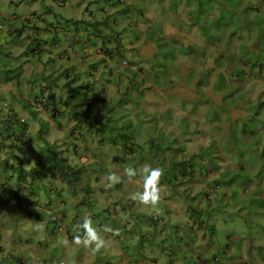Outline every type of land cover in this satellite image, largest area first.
Masks as SVG:
<instances>
[{"label":"trees","instance_id":"trees-1","mask_svg":"<svg viewBox=\"0 0 264 264\" xmlns=\"http://www.w3.org/2000/svg\"><path fill=\"white\" fill-rule=\"evenodd\" d=\"M9 1L16 7L21 6L22 10L18 12L15 7V22L7 28L11 32L6 39L0 37V160L3 165H0V196L13 190L14 196L18 195L23 203L33 206L41 197L45 198L44 206L49 211L47 217L56 214L55 222L59 224L61 221L65 228L70 229L68 239L72 240L74 235L70 227L77 220L72 218L76 213L72 197L80 194L84 204L82 219L90 217L85 211L87 202L98 210L96 217L103 213L102 217L111 226H117L116 230H110V235L119 242L126 240L130 252V259H124L126 264H137L141 259L144 264H243L237 256L242 254L240 250L230 251L228 257L223 254L229 252L233 241L230 234H226L230 244H226L225 251H219L218 232L223 207L241 199L231 196L232 192L227 188L229 184L219 193L215 188L211 190L216 181L211 182V174H205L204 165H207L208 156L215 159L217 139L209 140L207 143L212 145L208 148L195 145L187 135H183L179 142L166 139L161 134L166 128L173 129L176 112L181 114L179 111L170 113L164 108L174 101L181 103L180 108L186 107L188 99L184 97L183 90L177 92V87L166 83L167 77L161 80L160 86L166 83L173 98L166 97L167 101H156L153 105L146 102L156 107L158 118L154 126L149 127L154 130L153 136L144 142H138L135 137L131 119L115 125L114 118L122 115L120 108L115 106V100L122 105L138 103L152 91L147 84L150 80L145 81L142 75L150 74L153 85L157 83L158 73L162 72L154 67L155 63L152 64L153 58L158 59L160 49L149 52L147 72L141 68L139 63L145 57L141 44L161 40V33L175 31L176 26L178 31L190 29L202 37L199 43L194 41L182 51L189 61L187 63L197 65L187 69L193 71L187 82H195L194 88L199 94L194 104L191 103L190 113H194L200 98L205 97L201 86L206 84V79L207 82L212 80L214 88L238 89L235 81L244 73L235 67L228 71L224 60L216 64L219 58L213 62L217 52L213 49L217 45L228 49L236 42V37L242 39V34H246L242 18L235 17L220 27L218 19L208 21L206 16L204 19L199 17L202 0H167L172 10L174 6L178 9L182 3L185 7L194 3L196 7L191 12H184L185 17L188 14L194 17L168 22L150 17L145 23L147 20L158 22V26L149 27V32L139 33V23L132 21L130 15L141 8L137 16L143 19L148 4L145 0ZM34 1L37 3L36 11L25 12V5ZM2 20L1 15L0 22ZM247 22L249 25L254 23ZM246 45L242 42L240 47ZM258 47L262 60L264 38L258 42ZM212 50L213 55H207L206 52ZM123 58H127L130 64L139 59V63L126 73L119 70ZM218 68L221 69L216 72ZM152 70L156 71L155 75L151 74ZM209 71L215 74L208 73V76ZM171 74L174 75L175 70ZM225 76L233 78V81H227ZM202 78H205L204 82ZM113 96L117 98L113 99ZM216 107L222 109V104ZM219 117L203 114L200 121L205 123L201 122L191 132L203 131L205 126L212 129L210 135H213L214 128L219 125L214 121ZM99 134L104 138H96ZM185 148L190 149L187 154L183 151ZM109 151L113 153L108 155ZM197 151L207 155L205 160L198 157L194 161L192 156ZM99 158L98 164L96 159ZM108 161L113 169L120 167L124 172L110 183L107 189L109 198L106 197L102 203L97 197V189L102 184L98 171H103L102 163L108 164ZM96 164L98 169L94 167ZM16 166L19 184L12 188L8 180L10 172L6 171H15ZM146 167L163 170L159 180L161 199L156 205L134 198L137 192L144 190V184L136 183L135 178L145 175ZM128 169H135L136 175L128 178L125 175ZM239 169L234 174L241 177L243 167ZM85 176L94 179L91 185L89 180L84 182ZM54 203L70 204L71 207L57 212L53 209ZM55 229V226L47 228L50 234ZM213 240L218 243L219 253L207 252L206 242ZM244 256L252 261L248 251ZM13 259L20 263L26 261L24 257L15 258V255Z\"/></svg>","mask_w":264,"mask_h":264},{"label":"rangeland","instance_id":"rangeland-1","mask_svg":"<svg viewBox=\"0 0 264 264\" xmlns=\"http://www.w3.org/2000/svg\"><path fill=\"white\" fill-rule=\"evenodd\" d=\"M145 1L148 4L145 6L147 13L143 19L137 16L141 8L135 10L136 14L130 15L132 21H138L140 26L139 33L140 31L149 32V27L158 26V22L152 23L147 20L145 23L147 18L153 17L154 20L155 18H161L168 22L175 17L171 13L172 9H170L167 0H165L166 3L163 0ZM193 4H188L187 7H185L184 3L179 5L177 16L183 19L194 17L193 14H188L185 17L184 13L185 11L191 12L194 9ZM217 6L219 11L215 10L213 2L208 0L205 8L204 6L199 8L198 11H201L199 17L204 19L206 16L208 21H211L213 17H220V12H223L225 8H231L234 10L236 17L242 18L241 22H244L246 26V37L257 42L264 38V0H219ZM222 16L224 20L235 19V16L231 13H225ZM247 21H254V23L249 25ZM175 28L179 30L178 26ZM163 31H166V28ZM184 32L182 33L181 31V35L185 34L188 36L187 38H191L192 31L190 29ZM177 36L178 38L174 41L165 35L156 42L152 40L156 50L160 49L158 59L153 58L152 64L155 63L154 67L158 70H175L174 75L169 74L167 76L166 83L173 85L172 87H177L178 92L179 90L186 91V89L195 86V82L192 84L188 83L193 71L189 72L187 69H192L197 67V65L194 62L187 63L189 61H186V58L182 55L187 43L183 38H179L178 33ZM142 44L145 43L143 42ZM148 44L149 47L154 48V44ZM213 50H217V52L214 53ZM213 50L206 53L207 55H213L214 53L213 62L219 58L216 64L222 60L228 61L232 55L229 49L221 45H217ZM243 54L247 62L248 55L246 53ZM155 72L152 70L151 74L155 75ZM208 73L211 75L215 74L214 71H209L207 72L208 76ZM166 74L167 72H159V77L156 78L157 83L153 84L154 90L158 89V103L167 101L166 97L173 98L168 93L171 90L166 87V83L159 88L161 80H165ZM261 74L264 76V71ZM225 79L229 82L233 81V78L229 76H225ZM239 83L240 86H237L239 90L228 87L213 88V94L220 95L223 93L225 95L221 101L222 109L215 107L216 104L210 98L206 96V98H200L202 104L198 107V112L205 115L220 116V129L229 131V135L226 138H224V133L218 137L214 146L216 157L215 159L212 157L206 159L207 165H204V172L205 174L210 172V177H214L217 170L223 171L222 173L229 172L225 174L224 182H222L223 186L218 191H223V187L229 184L227 188L228 191L232 192L231 196L241 199L236 203L233 201V204L229 202L223 207L224 212L220 218V230L218 232L222 239V251H225V246L229 243L226 237V234L229 233L232 235L233 238L231 239L233 241L231 244L229 243L228 250L231 252L234 249L240 250L242 254H237V256L238 259L242 260L243 264H264V83L261 82L258 72L254 73V76L249 74L248 77L242 74ZM1 84L0 82V87ZM210 84L213 83L209 81L201 87L207 88ZM235 96H237V100H235L236 98L234 99ZM116 98L117 96H113V99ZM142 101L144 102L145 99H140L136 104L125 103L122 105L115 100V106L120 108V112L126 115V119H131V127L138 142H144L153 136L154 130H150L149 127H153L158 118L156 107L148 105L146 101L144 103ZM180 105L179 101H174L168 106L169 108H164L165 111L170 110V113L175 111L182 113L181 115L176 112L175 119H173V129L168 130L166 128L165 132L161 133L166 139L175 140L176 138L169 131L178 132L181 127H187L188 125L187 122L181 126L179 124L185 119H188L187 121L190 120L189 104L187 102L185 108H180ZM136 114L137 119L135 118ZM124 115H122V119ZM235 119L236 121H234ZM190 135L191 132H188V136ZM210 139L211 137L207 138L206 141ZM176 141L181 142L178 139ZM186 144L188 143L186 142ZM111 153L113 152H107L108 155ZM96 160L98 164L101 161L100 158ZM107 160L110 159L107 158ZM1 163L2 160H0V165H2ZM98 164L94 165L96 169L99 167ZM102 165L104 170L114 167L109 164V161L108 164L103 162ZM239 166L243 167L241 172L243 176L241 177L234 175L235 172L240 171L238 169ZM17 168L18 166H16L15 171H6L10 172L8 180L12 188L14 184H19ZM259 182H261L263 189V199L261 200L258 198L259 194L254 192L258 189ZM12 192L14 193L15 191L12 190ZM12 192H7L0 196V244L3 249L0 251V264H45V259L52 261V264H126L124 259L127 257L130 259L126 240L118 242L113 235H110L112 227L108 225V220L102 217L103 213L96 217L98 210L96 211L92 204L85 202V211L87 210V215H90L93 227L106 241L105 246L98 251H93L91 246L78 239V237L83 236V229L80 226L77 229V236H75V229H73L72 235H74V238L72 240L68 239L70 229L65 228L61 221L59 224L55 222L56 214L52 215L50 213V217H47L46 214L49 211L44 206L45 198L41 197L42 199L38 204L31 208L28 202L23 203V199L18 195L14 196ZM10 197L12 199H8ZM243 198L245 200L242 203ZM72 201L76 207L74 209L76 213L72 214V218L77 219L78 224L79 222L82 223L81 214L84 212L81 213V210H83L84 204L81 202V195L78 194V196L72 197ZM54 204L53 209L57 212H64L71 207L69 206L70 204H67L68 209L66 205ZM53 226L56 229L50 234L47 228H52ZM113 228L114 230L117 229L116 226ZM246 251H248V255H252V261L244 256ZM14 255L15 258L24 257L27 262L25 260L21 263L17 262L12 257ZM41 257L42 262H39ZM132 258L134 259V257ZM224 259L222 261H225ZM140 262H143L142 259ZM137 264H140L139 261Z\"/></svg>","mask_w":264,"mask_h":264},{"label":"clouds","instance_id":"clouds-1","mask_svg":"<svg viewBox=\"0 0 264 264\" xmlns=\"http://www.w3.org/2000/svg\"><path fill=\"white\" fill-rule=\"evenodd\" d=\"M16 1H18V0H16ZM210 1H212L214 3L215 10L219 11V8L217 6V3H218L219 0H210ZM0 2H1V5H0V17L2 15L3 18H4V21L2 20V22H0V37L3 38V39H6L8 34L11 32V29H7V28H11L12 25L14 24V22H15V18L16 17L13 15V12L15 11V7L16 6H14L13 3H11L9 0H1ZM207 2H208V0H202V4L201 5H203L204 8H205L207 6ZM35 4H37V3L34 1L31 4L25 5V12L26 11H30V12L36 11L35 10L36 9ZM193 6L196 7L195 5H193ZM171 8H172V6L170 7V9ZM16 10L19 12V11L22 10V7L21 6H17ZM177 12H178L177 8H176V6H174V8L171 11V13L175 17H173L169 21H174L176 19L178 20L180 18V17L177 16ZM225 13H231V14H233L236 17V14H235L233 9L225 8L223 12H220V17H218V18L213 17V19H218L219 20L220 27L225 26L226 22L231 21V20H224L222 15L225 14ZM177 33L179 35V38L180 37L183 38V40L187 43V47H189L194 41H197L199 43L201 41V39H202L201 35H197V34L195 35L193 32L190 35L191 38H187L188 36L185 35V34L181 35L182 34L181 31L176 32V30L172 31V32L167 31V32H164V33H161V34H162V36L165 35V36L169 37L170 40L174 41V40H176L178 38ZM242 36H243L242 39H240L239 37H236L235 38L236 42L234 44L230 45V48H228L231 51L232 55L228 59L227 63L224 65V67L227 66L228 71H231L233 67H235L237 70L240 68L241 69L240 72L244 73V75L246 77L249 76V72H252L253 76H254V73L258 72L260 74V77H261V82L264 83V76L261 74V72L264 71V58L262 59L263 60L262 61L261 58H260V55H258V50H259L258 42L256 40H250L248 37H246L245 33H243ZM242 42H246L247 43L246 47H243V46L240 47V44L242 45ZM151 44H154V43H151ZM154 49H156L155 44H154V48H153V47H149L148 43H145L141 47L142 55L145 56L144 60L142 62L140 61V63H139V59L137 58L138 60L135 63L130 64V63L127 62L128 61L127 58L126 59L123 58L121 60V62L119 63V70H121L123 72L126 71V73H128L129 71L133 70V66L138 65V63H139V65H141V68H143L145 70V73H146L147 70H148V60H147V58L149 59L151 57L149 52L154 50ZM242 52L246 53L248 55L247 62L245 61V56H244V54ZM256 55H258V56L255 57ZM254 62H256V64H254ZM220 69L221 68H218L216 72H218ZM164 72H167V73L171 74V72H174V69H170L169 71H164ZM115 74H117V72H115ZM142 76H144V79L145 78L147 79V80L145 79V81L150 80L147 84H150L149 87L152 90L150 92V95H146L144 99H145L146 102H151V104L153 105L157 101V98H158L157 97L158 89L154 90L153 85H151L150 82H152V80L150 79V77H151L150 74L147 75V76H145V74H143ZM202 80L204 82L205 78H202ZM209 81L212 82L211 79ZM239 81H240V79H237L235 81L236 86H240L239 85L240 84ZM208 82H207V79H206V84ZM160 87L161 86L159 85V88ZM194 87H190V88L186 89V91H183L184 94H185L184 97H186L188 99V102H189L188 103L189 104L188 105L189 111L193 107L192 105L194 104V101L197 100L198 97H199L197 89L194 88ZM213 88H214L213 84H210L207 88L201 87V90L204 91V93H203L204 96L210 98V100L214 104H216L215 105V107H216L217 105H219L221 103V99L225 95L224 94H220V95L213 94ZM191 103H193V104L191 105ZM126 104H127V102H126ZM201 104H202V102L200 101V102H198L195 105L196 109H195L194 113H191V116H189L190 117L189 121H187L188 119H185L180 124V126H181L182 124L187 122L188 123L187 127H181L178 130V132L174 131L173 135H174V137L176 139L175 140L172 139L173 141H176L177 139L179 140L183 135H187L188 136V132H191L195 127H197L198 124L203 122V121H200V117L203 116V114H200L198 112V107ZM148 105H150V104H148ZM122 115H124V113H122ZM122 115L114 117L115 121H116L115 125H120L125 120H127L126 119V115H124L123 119H122ZM181 115H182V113H181ZM135 117H137V114L135 115ZM214 122H219V118L217 120H215ZM214 129H215V131H214L213 135H210V132H211L212 129L206 128L205 126L203 128V131L191 132V135L188 136L189 141H192L196 145L197 144H201V145L208 146V148H211L212 143L211 144L207 143L208 142V141H206L207 138L211 137L210 140H212V142H213L215 139H218V137L222 133H224V135H225L224 138H226L229 135L228 134L229 131L220 129L219 125L217 126V128H214ZM96 138H104V135H100V134L96 135ZM183 151L187 154L188 149L185 148V150H183ZM183 156H184V154H183ZM187 156H190V158H191V155H187ZM206 156L207 155H204V154L200 153L199 151H197L192 156V158L194 159V161L198 160V157L199 158H204V160H205ZM208 157H210V156H208ZM240 167L241 166H239L238 169ZM120 169H122V168L115 167L113 169L112 167H110L108 170H103L101 172L98 171L99 174L101 175L98 179L102 181L100 189H97V190H99L97 192V197H98V201L99 202L104 203L103 202L104 199H106V197L109 198L108 193H107L108 186L110 185V183H113L116 180L117 176L123 175L124 169H122V170H120ZM222 172L223 171H221V170H217L215 176L214 177H210L211 178V182L213 180L216 181V183L211 188L212 191H214L213 189L215 188L216 191L219 193L218 190L223 186L222 182H224L225 174L229 173V172H224V173H222ZM145 173H146L145 175L135 178V182L136 183L144 184V190L141 191V192H137L135 194L134 198L139 199L142 203H145V204L156 205L159 202V200L161 199L160 191H159V180H160V177L163 174V170L161 168H159V167H146L145 168ZM125 175H127L128 178L130 176H135L136 175V171H135V169H128L127 170V174H125ZM88 180L90 181V185H91L92 181L94 179L91 180V177L85 176L84 177V182H86ZM262 191H263V189L261 187V182H259L258 183V189L256 191H254V192H257L259 194V200L263 199ZM218 196H219V194H218ZM198 202H200V201H198ZM29 207L33 208L34 206L30 204ZM116 208H117L118 211L120 210L118 208V206H116ZM118 215H121V214H118ZM203 215H205V214H203ZM204 217L206 218V216H204ZM109 224H110V222H108V225ZM109 226H111V225H109ZM80 227L83 229V236L82 237L81 236L78 237V239H80V241L82 240L86 245L91 246L93 248V251H98L101 247L105 246L106 241H105L104 238H102L100 236V234L97 232V230L93 227L91 217L85 216L83 218V220H82V223H81ZM112 230H114V229L112 228ZM76 234H77V232H76ZM227 234H229V233H227ZM230 236H231L230 239L233 238L232 235H230ZM220 237L221 236H219V238ZM219 246H220V250H219ZM219 246H218V243H217L216 240H213L212 242H206L207 252H210V253L211 252L219 253L217 251V249L221 252V249H223V247H222V239L221 238H220ZM0 249H1L0 251L3 250L1 247H0ZM230 253L231 252L229 251L228 253L225 252L223 254H224V256L228 257ZM142 261H144V260H142ZM25 262H27V261H25ZM52 263H53L52 261H46L45 262V264H52ZM139 263L140 264H144L143 262H139ZM149 264H152V263H149Z\"/></svg>","mask_w":264,"mask_h":264},{"label":"crops","instance_id":"crops-1","mask_svg":"<svg viewBox=\"0 0 264 264\" xmlns=\"http://www.w3.org/2000/svg\"><path fill=\"white\" fill-rule=\"evenodd\" d=\"M80 222H79V224L77 223V221H75V222H73L72 223V226L70 227L72 230L73 229H75V233L77 232V229H79V226H80ZM110 225V224H109ZM114 227V225L112 224V228ZM117 227V226H116ZM114 229V228H113ZM74 231V230H73ZM82 241V240H81ZM45 260H47V259H45ZM39 262H42V257L40 258V261ZM44 262H46V261H44Z\"/></svg>","mask_w":264,"mask_h":264}]
</instances>
